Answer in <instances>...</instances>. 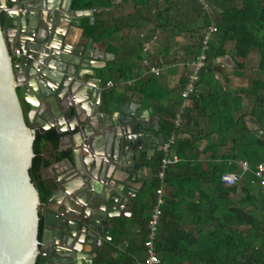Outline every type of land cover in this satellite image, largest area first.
I'll list each match as a JSON object with an SVG mask.
<instances>
[{
	"label": "trees",
	"instance_id": "trees-1",
	"mask_svg": "<svg viewBox=\"0 0 264 264\" xmlns=\"http://www.w3.org/2000/svg\"><path fill=\"white\" fill-rule=\"evenodd\" d=\"M129 1L133 11L120 16H113L112 0H71L70 7L94 10L90 15L92 22L88 15H81L76 21L83 37L105 44L113 55L105 66L97 69L103 82L113 80L114 76L123 81L132 79L128 89L137 94L142 107L153 104L165 139L172 132L176 135L172 149L178 161L168 165L164 172L163 201L156 234V237L168 234L166 245L169 249L165 250V239L159 241L157 237L154 246L157 257L159 254L162 264L168 261L172 264H264V190L253 174L256 163L264 164V135L255 134L264 123V0H238V3L211 0L219 8L212 16L196 0H119V6L125 7ZM210 23L216 30L208 41L205 65L199 71L194 91L188 95V106L181 108L180 125L174 127L172 120L182 103L180 90L185 74L180 75L170 90L161 86L152 74L137 77L142 41L151 38L153 45L155 40L160 43L161 49H153L148 56L151 64L160 67L176 60L168 59L170 43L175 37L183 32L195 34L194 43L183 48L188 57L182 58L185 65L197 55L201 31ZM148 24L151 27L143 39L128 40L129 29L144 28ZM113 40L116 47L105 43ZM227 43L230 45L225 48ZM251 51H255L257 57L254 76L247 78L245 86L229 88L224 66L215 58L227 54L232 74L243 77L244 61ZM127 54L129 59H125ZM217 73L222 76L223 83L215 78ZM161 88L164 89L162 93L159 92ZM125 97L123 92L103 87L100 110L116 109ZM212 134L217 136L214 141L210 139ZM61 135L49 128L35 132L32 140L33 155L27 173L41 205L55 187L52 165L62 160L71 161V150L59 147ZM201 140H205V144L198 148ZM227 141L223 152L220 148H225ZM160 157L161 154L157 157L156 170ZM237 160L245 161L247 169L242 170ZM223 172L237 174L233 185L221 183L219 177ZM157 186L155 179L150 202L142 193L131 205V214H137L141 225L143 242ZM185 212L195 216L191 223L197 225L196 236L191 231L179 230V222L174 220L182 218ZM41 223V216H38L37 237ZM203 225L210 228L204 230ZM120 226L116 227L117 231ZM114 229L111 238H114ZM118 259L120 256L109 258L100 251L94 264H117Z\"/></svg>",
	"mask_w": 264,
	"mask_h": 264
},
{
	"label": "water",
	"instance_id": "water-1",
	"mask_svg": "<svg viewBox=\"0 0 264 264\" xmlns=\"http://www.w3.org/2000/svg\"><path fill=\"white\" fill-rule=\"evenodd\" d=\"M70 1L0 0V264H34L38 250L37 264H91V251L129 215L130 181L143 180L135 174L140 163L127 170L121 158L138 160L147 131L157 128L159 116L139 98L100 110L95 69L104 53L72 21L88 15L92 22L94 10L71 9ZM215 61L231 62L227 54ZM49 128L62 133L59 142L69 140L71 161L40 210L38 240L39 201L27 169L35 132Z\"/></svg>",
	"mask_w": 264,
	"mask_h": 264
},
{
	"label": "built area",
	"instance_id": "built-area-1",
	"mask_svg": "<svg viewBox=\"0 0 264 264\" xmlns=\"http://www.w3.org/2000/svg\"><path fill=\"white\" fill-rule=\"evenodd\" d=\"M201 6L202 9L206 10L208 4L205 0H196ZM216 30L213 23H210L206 29L201 32L200 36V46L197 55L185 63L188 66L185 74V81L183 83L182 89L180 90V97L182 98V102L186 101L188 95H190L195 88V83L198 80L199 71L204 67L206 61V50L208 46V41L210 39L211 34L214 33ZM149 47L146 43H142L141 51L146 53ZM19 55L18 49L14 48L11 53L10 57V65L16 62V58ZM140 65L144 66L146 72L152 75H159L160 68L157 65L151 64L149 60L145 57L141 58ZM103 86L105 88L111 87L112 82L106 81ZM102 86V87H103ZM183 104H180L179 109L175 113V116L172 120L174 127H178L180 125V113ZM176 140V135L172 132L163 142L162 149H161V157L158 163V168L156 172V178L158 180V186L154 190L155 198L154 203L149 211V215L146 222L147 234L146 239L143 242V247L145 250V258L143 260V264H158L159 258L157 257L154 248H153V240L157 234V225L159 222L160 217V205L162 204V195H163V178L164 172L168 165L175 163L178 161V157L173 152L172 146ZM239 166L242 170L247 169V163L245 161H239ZM254 176L258 179L259 186L262 190H264V164L263 163H256L253 169ZM221 183L224 185H233L237 180V174L233 172H223L220 174L219 177Z\"/></svg>",
	"mask_w": 264,
	"mask_h": 264
},
{
	"label": "crops",
	"instance_id": "crops-1",
	"mask_svg": "<svg viewBox=\"0 0 264 264\" xmlns=\"http://www.w3.org/2000/svg\"><path fill=\"white\" fill-rule=\"evenodd\" d=\"M112 4H113V8H112V10H113L112 11L113 16H120L122 13H120V15L117 14V12L120 11V9L122 8L121 6H119V0H112ZM123 9H124V7H123ZM103 10H107V9H103ZM77 18H73L72 21L77 20ZM103 18H104V16H103ZM69 36H70V38H75L76 37V33H75V30L74 29H70ZM116 38H117V35H116ZM81 40H83V38H81ZM81 40L79 39V41H81ZM105 43L108 44L109 47H114V46L116 47V44H115L116 41H114V40L113 41H106ZM93 47H94V49H95V51H96L97 54H99V52L104 53L103 58H101V61L104 62V65L102 64V62H99L98 64L101 65L99 68L105 66L106 63L113 58V55L111 54L110 51L107 50V48L105 47V44H102L100 42L99 43L98 42H93ZM147 58H148V56H147ZM159 68H160V70H162V74H163V77H164V72L163 71L165 70V68H163L162 66H160ZM97 69L98 68L95 69L96 76L99 77V75H98L99 71ZM146 74H150V73L146 72V69H145L144 73H142V74L141 73L140 74L138 73L137 74L138 75L137 77H142L143 78V77H145ZM178 75L179 74H177V73L175 74V76H176V82L175 83L176 84H177L178 79L180 77V75L179 76ZM137 77H135V78H137ZM102 80H103V78H102ZM107 81H111L112 82V86L111 87H107V88H112L115 82L113 80H111V79H108ZM163 81H160L159 84L161 86H163L164 88L167 89L166 84H165V79ZM116 84H117L116 85V92H118V93H122V92L123 93H126V92L129 93L128 96L130 97V100L136 99L138 97L137 94L133 93L131 90L128 89V87H131V85H132V79L131 80H127V81H123L122 79H120V81H118ZM229 88H231V87H229ZM100 95H101V90H100ZM100 95H99V98H100ZM182 103H184L183 106H188L189 100L186 99V101H183ZM243 104H246V102L245 103L243 102ZM152 106H153V104H152ZM152 106L150 105V107L153 110L152 111L153 112L152 114H155V115L159 116L158 113H156L154 111V109H153ZM246 123H247V125H249V122L246 121ZM200 125L203 127V125H204L203 121L201 122ZM255 126H256V124L253 123L252 124V127H255ZM255 134L257 136L264 135V123L261 125V128L259 127V129L256 131ZM183 135L185 136V134H183ZM216 137H217L216 134H212L210 136V139L214 141L216 139ZM204 144H205V140H201L199 142V144H198V146H199L198 148H202ZM60 146L67 147V148H71L70 145H69V140H67V139H65L64 141H62V143H60ZM227 146H228V141H227L226 147L225 148H222L221 147L220 150H222L224 152L225 149L227 148ZM236 164L239 165V160L236 161ZM68 166L69 165H67V163H62V164L60 163V164H58V166H54L53 168H54L55 172L58 173V172H62V170H64ZM136 215L133 214V213L132 214L129 213L128 216L122 217L120 219L121 220L120 223H118V225L119 224L121 225L120 226L121 227L120 230L117 231V229H116V227L118 226L117 225L115 227L114 231H113L114 238H110V240H104L102 242V246H100V248H99V250L105 256H107L109 258H117V256H120L121 255L122 257H120V259H118L117 264H140L142 262L141 261V258L143 259V256L144 255H143V253H141V255H140L139 252L140 251L142 252V246H143V241L142 240H143V237L144 236H142V232L140 230V226L141 225H140V223H138V220L139 219L136 217ZM148 215H149V213H148ZM193 218H195V216H193V215H187L186 212H185V214L183 215L182 218L178 217V218H175L174 220L176 222H179V224H178L179 225V230L191 231L192 234L194 236H196L197 235V233H196V226L197 225H194V224L191 223V220ZM181 221H184V223H181ZM202 227H203L204 230H207V229L210 228V226H206V225H203ZM112 230L113 229H111V231ZM111 231L109 232L110 235H112ZM167 235H168L167 233L165 235H162V236L161 235L160 236L157 235L159 241H161V239L162 240L165 239V250L166 249H169V247L166 245V240L168 238ZM116 236H117V238H116ZM119 237H121V239L118 240ZM135 246L137 247V249H136L137 255H135L136 257H133L131 255H128L131 252V251L129 252L130 247H133L134 248ZM121 252H122V254H121ZM158 258L160 260L159 254H158ZM158 264H162L161 260H160V263H158ZM165 264H172V263L168 261V262H165ZM181 264H186V263L183 262Z\"/></svg>",
	"mask_w": 264,
	"mask_h": 264
},
{
	"label": "rangeland",
	"instance_id": "rangeland-1",
	"mask_svg": "<svg viewBox=\"0 0 264 264\" xmlns=\"http://www.w3.org/2000/svg\"><path fill=\"white\" fill-rule=\"evenodd\" d=\"M206 3L208 4V7L205 11H207L210 16H212V13L216 10H218L219 8L217 6H215L211 0H205ZM234 3H238V0H234L233 1ZM199 4V3H198ZM214 5V6H213ZM201 6V5H200ZM202 8V6H201ZM204 10V9H203ZM133 11V6H132V2L129 1L128 4L124 7L120 9V11L117 12L118 15H120V13H122L121 15H125L127 13H131ZM151 27L150 24L148 25H145L144 28H139V27H133L131 29H129L128 31V40L129 41H132L133 42V39H143V36H145V34L147 33V30ZM202 32V31H201ZM120 34L119 33V37H120ZM213 34H211L210 36V39L212 37ZM140 37V38H139ZM118 38V36H117ZM209 39V40H210ZM159 42L161 41V39H158ZM154 41L153 39H149L147 41H143L144 43H147V46L149 47V50L146 51V53H143L142 51L139 52V55H140V58H143L144 55L145 57L147 58V56H149V54L151 53V51L154 49L155 51L156 50H160L161 49V45L160 43L157 42V40H155V45H153V42ZM174 41V42H173ZM173 41H171L170 43V56L168 57L169 60L171 59H176L174 62H172L171 64L167 65V64H164L162 65L163 68H167L165 69L163 72H164V77H163V74H162V70H160V74L155 76L156 77V81L160 83V81H163L165 79V84H166V87L168 90L172 89L174 86H175V82H176V76L175 74H184L187 70V67L186 65H183V59H187L188 57L185 56V53H184V47H187L188 45H191L192 43H194L195 41V34H188V33H181L180 35H178L177 37H175L173 39ZM229 43H227L225 45V48H228L229 47ZM151 48V49H150ZM132 55V54H131ZM183 58V59H182ZM125 59H129L128 57V54L125 56ZM148 59V58H147ZM141 60V59H140ZM140 60H139V63H140ZM256 60H257V57H256V53L255 51H251L247 58L245 59L244 61V67L242 68V76L243 77H236L232 74V71L230 69V67L232 66V63L229 62V65H224V70H223V73L226 74V76L229 78V81L228 83H226V86L228 87H231V88H235L236 86H245L247 84V78L250 76V77H253L254 74H255V70H256ZM220 62V61H219ZM138 64V73L142 74L144 73L145 71V68L144 66H140V64ZM187 63V62H186ZM174 68V70H173ZM168 70V71H166ZM171 70H173V72H171ZM148 74L145 75V77H147ZM178 75V76H179ZM234 77H233V76ZM167 77V78H166ZM113 81L115 82L113 87L111 88L113 91L116 92V83L118 81H120V79H118L116 76L113 77ZM215 78L218 79L221 83L222 82V76L220 74H216L215 75ZM164 82V81H163ZM164 89L161 88V90L159 92H163ZM243 102L245 103V100H243ZM182 104V103H181ZM117 238V236H116ZM121 239V237L118 238V240ZM156 241H157V237L153 240V248L154 246L156 245ZM137 247L135 246L134 248L133 247H130V254L128 255H131L133 257H136L135 255H137V251H136ZM155 249V248H154ZM140 255L141 253H143V259L145 258V250H144V247L142 246V252L140 251L139 252ZM122 254V252H121ZM107 255V254H106ZM120 257H122L120 255ZM140 259V258H139ZM143 259L141 258V263L140 264H143Z\"/></svg>",
	"mask_w": 264,
	"mask_h": 264
},
{
	"label": "flooded vegetation",
	"instance_id": "flooded-vegetation-1",
	"mask_svg": "<svg viewBox=\"0 0 264 264\" xmlns=\"http://www.w3.org/2000/svg\"><path fill=\"white\" fill-rule=\"evenodd\" d=\"M92 43H93V41H92ZM97 77V76H96ZM100 77V76H99ZM101 78V81H102V86H103V84H104V82H103V80H102V77H100ZM101 86V88H100V90H102L103 89V87ZM129 95V93H125V99H124V101L125 100H127V97H129L128 96ZM138 98V97H137ZM123 101V102H124ZM131 101V100H130ZM122 102V103H123ZM100 103H101V101H100ZM93 105V104H92ZM142 108H145V107H142ZM149 108H151V107H149ZM117 109V108H116ZM116 109H114V110H116ZM151 110H152V108H151ZM153 111V110H152ZM151 111V112H152ZM153 113V112H152ZM156 129L155 130H151V129H149L148 131H147V134L149 135V139H150V143L148 144L147 142H145V140H144V144L146 145L145 146V148L143 147V148H141L140 150H139V159L138 160H135V158H134V153H132V154H129V155H127V156H125V157H123V158H121L122 160H124V165L123 164H121L120 166H123V167H126V169L127 170H129V168L133 165V164H136V166L138 165V163H140L139 164V166L136 168V175H137V177L138 178H142L143 180L141 181V180H135V181H130V186L128 187V189L131 191V192H133L134 193V196L133 197H127V202H126V204H125V207H124V211L126 212V213H131L132 212V210H131V205L133 204V201L135 200V198L137 197V196H139V195H141L142 193H143V198H145V200H147V201H151V199H152V186L154 185V181H155V179H157L156 178V172H157V170H156V162H157V157H159V155L161 154V149H162V144H163V142H164V140H165V135H164V133L160 130V125H159V120L157 121V125H156ZM158 134L161 136V137H159L158 136ZM65 140V139H64ZM63 140V141H64ZM161 141V142H160ZM60 143H62V142H59V147H61V148H67V147H62V146H60ZM70 150H71V148H69ZM62 164V163H67V160H62V161H60V162H58V163H56V164H54V165H52V171H51V176H52V178H53V181H54V184H55V177L58 175V174H61L62 172H64L65 170H67V168H65L64 170H62V172H58V173H56L55 172V170H54V166H58V164ZM116 164H118V163H116ZM68 165V164H67ZM114 165L112 164H110V168L111 169H113L114 167H113ZM158 166V165H157ZM56 188V186L54 187V189ZM53 189V190H54ZM52 190V191H53ZM51 191V192H52ZM43 207H45V203L44 204H39L38 206H37V215L38 216H41V214H40V210H41V208H43ZM41 220H42V218H41ZM42 228H43V224L41 223V228H40V233H41V230H42ZM111 229H113L112 227L111 228H109V230H108V235H110L109 234V232L111 231ZM38 231V230H37ZM39 238H40V234H39V236L37 237V239L39 240ZM104 240H102L101 241V243H100V245L98 246V247H96L93 251H91V253H93L94 254V256L91 258V264H94V259H95V257H96V255H97V253L98 252H100V250H99V248H100V246H102V242H103ZM51 242V240L49 241V242H47V243H44L43 244V246H51L52 244L50 243ZM39 245H41V244H38V246ZM48 251H49V253H48V255H47V257L49 258L50 257V253H51V249L50 248H48L47 249ZM43 251H40V250H38V253H37V255H36V259H35V262H34V264H37V261H38V258H39V255H41V253H42ZM44 252H45V250H44ZM81 260H84V258H82Z\"/></svg>",
	"mask_w": 264,
	"mask_h": 264
}]
</instances>
